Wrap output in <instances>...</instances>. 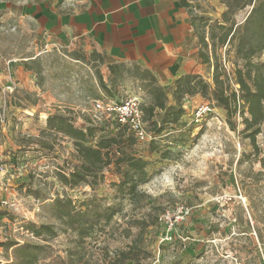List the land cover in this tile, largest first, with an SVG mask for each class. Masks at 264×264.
<instances>
[{
	"label": "rangeland",
	"instance_id": "374dc122",
	"mask_svg": "<svg viewBox=\"0 0 264 264\" xmlns=\"http://www.w3.org/2000/svg\"><path fill=\"white\" fill-rule=\"evenodd\" d=\"M90 1L94 0H0V108L5 105L6 111V120L0 122V210L5 209L11 215V218L5 216L8 224L3 227L0 224V242L5 237L37 242L39 238L33 237L23 224L54 221L42 209L45 201L28 195L21 182L38 188L46 198L66 193L80 199L92 191L87 185L67 189L56 180L55 172L69 166L75 158V149L67 136L45 129V116L49 112L67 113L81 127L92 118L93 96L86 97L87 86L92 85L105 95L95 81L93 69L68 56V37L60 33L62 29L58 30L59 36L55 35L48 24L49 15L44 14L51 11L62 16L87 6ZM195 3L200 7L198 11L212 18L220 17L219 1L196 0ZM248 9L237 12L235 19L241 22ZM54 43L62 47L57 50L52 47ZM36 55L43 57L44 85H37L34 76L36 89H21L13 79L16 66L23 67L25 59ZM218 56L225 57L226 68L232 71L233 48L222 47ZM7 62L10 71L6 69ZM64 65L73 69L71 75L55 77L53 74ZM100 70L105 82L111 85L108 70L102 66ZM212 71L203 69L207 81L212 80ZM11 83L15 85L13 93L6 90ZM111 91L116 99L135 95L143 102L148 100L131 78L115 81ZM208 101L199 94L183 100L185 114L180 122L167 125L154 139L157 149L151 148V138L137 140L132 146L130 153L150 162L148 181L139 186L147 196L138 203H131L127 197L114 198L112 183L117 182L119 173L113 164L104 168L103 181L95 192L106 196L109 203H118L120 210L109 223L102 222L86 237L83 249L78 250L80 259L76 264H118L119 252L127 250L138 236L134 219L150 221L158 216L162 220L157 219L159 223L150 225L143 234L137 260H127L124 264H264V165L261 163L264 122L254 146L239 133L240 118H234L237 130H233L228 126L225 111L213 103L203 119L196 121L194 111ZM14 145L19 147L13 148ZM164 149L170 151V158H160ZM3 199L15 202L16 206H2ZM181 206L189 210L183 219L178 218ZM166 214L173 222L170 227ZM48 242L64 257L73 246L68 234L60 232ZM7 256L10 257V252L0 247L1 264Z\"/></svg>",
	"mask_w": 264,
	"mask_h": 264
},
{
	"label": "trees",
	"instance_id": "16d2710c",
	"mask_svg": "<svg viewBox=\"0 0 264 264\" xmlns=\"http://www.w3.org/2000/svg\"><path fill=\"white\" fill-rule=\"evenodd\" d=\"M224 6L219 18H212L205 13H196L190 8L187 0L182 5L188 8L190 24L195 31L199 43V57L203 63L212 66L211 82L198 73L182 74L173 79L168 87L157 81L156 76L140 65L127 66L123 62L107 63L109 71V85L105 82L100 70L104 63V56L92 51L89 56L82 51L69 50L68 56L74 61L86 63L93 69L95 81L105 92L100 93L90 85L86 87V97L92 99H111L120 102L122 99L114 97L111 87L115 81L131 78L139 89L148 97L147 102L141 103L143 120L149 123L152 137L150 146L157 149L154 139L170 124H177L185 114L183 100L186 97L199 94L225 111V118L233 130H237L234 118H240L242 129L239 133L248 137L249 143L255 146V137L261 132L264 122V0H219ZM249 7L245 18L238 22L235 19L237 12ZM229 45L233 48L235 65L230 71L226 68L225 57L218 56V50ZM263 55V58L260 56ZM59 58H55L57 61ZM238 61L240 63H238ZM53 66V63H50ZM23 69L33 72L36 84L43 86L45 73L43 57L36 55L23 62ZM73 69L64 65L62 70L53 74L55 77H69ZM231 74V75H230ZM89 77V76H88ZM83 76L79 77L81 81ZM83 87V85H80ZM210 108V107H209ZM47 132L60 133L68 137L75 149V158L68 163L67 168H59L54 177L64 187L74 189L87 185L92 190L83 198H74L69 194H56L52 198L44 197L38 188H32L28 183L20 185L33 198H42L45 201L42 209L53 222L35 223L26 221L23 228L37 242L17 241L6 238L0 242V247L7 253L4 264H76L80 259L78 250L86 239L102 222L109 223L120 210L119 204L109 203L107 197L98 195L95 190L103 181V170L113 164L119 177L112 183L115 188L114 198H128L131 203H138L145 195L139 186L148 181L147 166L149 160L142 156L130 153V149L137 141L133 132L125 125L103 119L98 122L92 118L84 126H78L75 118L69 114L49 112L45 119ZM34 151H32L33 153ZM161 159L170 158V151L164 149ZM264 165V159H261ZM11 215L8 211L0 210V216ZM158 218L147 221L145 218L134 219L139 228L137 238L130 243L127 250L118 255V264L127 260H137L141 252V245L145 230L150 225L158 224ZM66 233L73 242V246L61 256L48 242L49 238L58 233ZM127 234L130 230L126 231ZM78 255L77 259H74Z\"/></svg>",
	"mask_w": 264,
	"mask_h": 264
},
{
	"label": "crops",
	"instance_id": "0c3cea01",
	"mask_svg": "<svg viewBox=\"0 0 264 264\" xmlns=\"http://www.w3.org/2000/svg\"><path fill=\"white\" fill-rule=\"evenodd\" d=\"M182 1L94 0L62 16L51 11L44 14L49 15L48 24L55 35L61 33L68 37V50L82 51L86 56L97 51L104 56V63L100 66L107 70V63L113 62L146 67L164 88H168L179 75L198 73L204 77L203 69L212 71V66L203 63L199 57L197 35L190 24L188 8L182 5ZM187 1L196 13H205L198 11L200 7H197L196 0ZM222 10L224 6L221 4L220 12ZM13 75L15 85L21 89H36L35 74L23 69L22 65L16 66ZM196 95L186 99L191 100ZM8 222L5 215L0 216L2 227Z\"/></svg>",
	"mask_w": 264,
	"mask_h": 264
},
{
	"label": "built area",
	"instance_id": "2783aa9c",
	"mask_svg": "<svg viewBox=\"0 0 264 264\" xmlns=\"http://www.w3.org/2000/svg\"><path fill=\"white\" fill-rule=\"evenodd\" d=\"M48 45V44H47ZM46 45V47H47ZM53 48L59 50L62 46L59 43H54ZM9 62H7L6 69H9ZM6 90L9 93L15 92V85L13 83L7 84ZM186 100V98L184 99ZM91 111L92 119L96 122L107 119L116 122L121 125H125L130 132H133L138 141H143L151 138V131L146 129V123L143 120V114L141 110L142 99L138 96H130L122 99L120 102L111 99H91ZM185 107V103H183ZM209 106L204 103L196 108L194 116L196 121H201L203 115L209 111ZM6 120L5 105L0 108V122ZM2 206L9 204L10 206H16L15 202L9 203L6 199L1 200ZM180 216L178 218L183 219L189 213V210L185 206L178 208ZM166 218L169 220V227L173 224L168 214ZM158 220H162V217L158 216ZM167 236V235H166ZM168 238V237H167Z\"/></svg>",
	"mask_w": 264,
	"mask_h": 264
}]
</instances>
